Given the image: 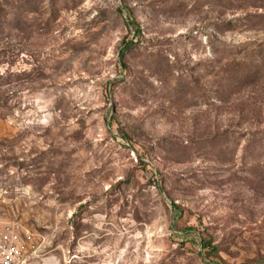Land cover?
Masks as SVG:
<instances>
[{"label": "rangeland", "instance_id": "1", "mask_svg": "<svg viewBox=\"0 0 264 264\" xmlns=\"http://www.w3.org/2000/svg\"><path fill=\"white\" fill-rule=\"evenodd\" d=\"M13 223L40 264H264V0H0Z\"/></svg>", "mask_w": 264, "mask_h": 264}, {"label": "built area", "instance_id": "2", "mask_svg": "<svg viewBox=\"0 0 264 264\" xmlns=\"http://www.w3.org/2000/svg\"><path fill=\"white\" fill-rule=\"evenodd\" d=\"M23 237L28 238L29 235L19 224L13 223L0 230V264H40L38 261L30 262L38 256L35 249L32 256L28 254Z\"/></svg>", "mask_w": 264, "mask_h": 264}, {"label": "trees", "instance_id": "3", "mask_svg": "<svg viewBox=\"0 0 264 264\" xmlns=\"http://www.w3.org/2000/svg\"><path fill=\"white\" fill-rule=\"evenodd\" d=\"M210 244H204L202 243V248H205L206 246H209Z\"/></svg>", "mask_w": 264, "mask_h": 264}]
</instances>
